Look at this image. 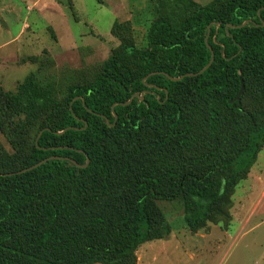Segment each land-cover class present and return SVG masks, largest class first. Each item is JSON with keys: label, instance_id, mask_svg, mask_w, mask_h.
I'll return each mask as SVG.
<instances>
[{"label": "trees", "instance_id": "obj_1", "mask_svg": "<svg viewBox=\"0 0 264 264\" xmlns=\"http://www.w3.org/2000/svg\"><path fill=\"white\" fill-rule=\"evenodd\" d=\"M151 1L145 47L112 50L88 83L0 86V264H134L170 232L158 200L180 199L190 231L228 218L264 144V0ZM206 44L209 66L183 75Z\"/></svg>", "mask_w": 264, "mask_h": 264}, {"label": "rangeland", "instance_id": "obj_2", "mask_svg": "<svg viewBox=\"0 0 264 264\" xmlns=\"http://www.w3.org/2000/svg\"><path fill=\"white\" fill-rule=\"evenodd\" d=\"M154 18L151 0H0V86L13 92L34 75L59 98L91 81L112 50L144 48ZM0 143L10 150L1 134ZM226 203L227 219L190 231L180 199L158 200L170 232L139 244L134 264H264V144Z\"/></svg>", "mask_w": 264, "mask_h": 264}, {"label": "water", "instance_id": "obj_3", "mask_svg": "<svg viewBox=\"0 0 264 264\" xmlns=\"http://www.w3.org/2000/svg\"><path fill=\"white\" fill-rule=\"evenodd\" d=\"M246 22H247V21L244 20V21L240 24V26H241V25H244ZM229 26H231V25H229ZM207 35H208V26H207L206 34H205V36H204V42H206ZM206 45H207V44H206ZM207 47H208L209 52H210V57H209L208 61L206 62V64H205L201 69H199V70L196 71V72H188V73L183 74V75H194V74H198V73L202 72L205 68H207V67L209 66V64H210L211 61H212V51H211L210 46L207 45ZM183 75H180V76H177V77H169V78H170L171 80H178V79H180ZM241 89H242V85L240 84V87H239V90H238V93H237L236 96L239 95ZM141 94H142V92L139 94V98H141ZM134 95H135V94H132V95L127 99V101L124 102V104L128 103ZM113 116H114V118H115V115H114V114H113ZM105 120H106V119H105ZM112 123H113V122H112ZM60 132H62V131H59L58 133H60ZM38 133H39V132H38ZM36 139H37V136H36L34 142H36ZM49 158H53V156L48 157V158H45V159H41V160H39V161H37V162L31 164L30 166H27V167H25V168H22V169H20V170H18V171H16V172H11V173H7V174L18 173V172H23V171L29 170V169H31V168H34V167L38 166L39 164H41L42 162H44L46 159H49ZM69 160H70L71 162H73L75 165L80 166V167L85 166V165L87 164V162H88V160L86 159V161H85L84 164L79 165V164L75 163L73 160H71V159H69Z\"/></svg>", "mask_w": 264, "mask_h": 264}]
</instances>
